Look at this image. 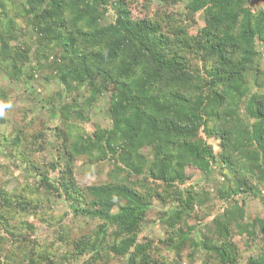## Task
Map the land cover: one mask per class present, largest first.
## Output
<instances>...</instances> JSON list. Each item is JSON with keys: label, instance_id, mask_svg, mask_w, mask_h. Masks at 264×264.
<instances>
[{"label": "trees", "instance_id": "16d2710c", "mask_svg": "<svg viewBox=\"0 0 264 264\" xmlns=\"http://www.w3.org/2000/svg\"><path fill=\"white\" fill-rule=\"evenodd\" d=\"M18 1L0 0V10L18 3L22 13L18 7L15 17L22 15L36 38L18 44L16 22L6 11L0 14L1 72L23 81L48 68L46 81H59L73 100L59 110L67 130L49 129L60 144L59 182L51 183L30 161V152L53 145L48 128L33 138L19 131L8 139L12 158L35 181L14 189L0 184V230L15 236L13 220L52 196L63 198L74 217L100 221L90 235L72 240V252L58 261L38 250L21 258L28 264H184L185 253L190 263L239 264L236 235L251 243L264 240V218L247 217L249 197L264 203V8L252 0H188L192 16L183 24L181 13L160 15L156 0ZM199 13L202 23L195 29ZM32 60L37 66L26 74ZM82 90L88 103L111 95L110 124L90 135H75L78 127L70 123L83 109ZM5 91L0 85V98L6 99ZM211 138L218 140L219 153ZM80 159L110 162L108 182L80 186ZM197 171L222 176L215 195L189 183ZM216 198L224 205L213 211ZM155 202L162 208L155 211ZM152 211L165 230L161 247L140 238ZM197 213L203 219L191 226ZM59 237L70 241L64 231ZM7 238L0 232L2 264H17V251L4 249ZM246 264H264V245Z\"/></svg>", "mask_w": 264, "mask_h": 264}, {"label": "rangeland", "instance_id": "374dc122", "mask_svg": "<svg viewBox=\"0 0 264 264\" xmlns=\"http://www.w3.org/2000/svg\"><path fill=\"white\" fill-rule=\"evenodd\" d=\"M156 1L157 11L160 15L166 16L168 13L177 18L178 13H181L178 17L179 22L184 24L185 21H190L192 15H187L186 9L188 0H183L176 4H165L160 0ZM18 3L8 2L6 10L1 9L0 14L4 16L3 14L6 11L8 13L6 15L13 18L16 22L15 24H17V27L15 30H18V34L21 35L18 44L23 41L29 43L36 38V35L33 33V29L26 24L22 15L21 18L15 17L17 8L21 7ZM252 3L256 8H264V0H252ZM129 5L133 8V11L137 12L140 9L134 1ZM20 10L22 13V7ZM193 18L192 25L196 29V22L200 21V24L202 23V15L199 13ZM16 43L17 42L14 44ZM36 66L37 62L32 60L31 64H27L25 67L26 74L30 72L32 67ZM262 68L264 70V57L262 59ZM31 72L35 75L33 80H29L25 77L23 81H10L8 76L0 70V85L6 89L5 93L7 96L6 99L0 98V184L6 185L9 189H14L20 183L26 181H28V184L35 181L34 177L29 173L30 169L18 159L12 158L11 156V143L8 139L19 131L33 138L37 135L38 131H43L47 134L48 128L47 138L52 141L53 145H48L46 148L36 153L30 152V161L38 166L42 172L47 174L51 183L62 180V173L57 165L60 144L53 136V132H50L49 129L59 125L61 128L67 130L63 121L60 119L61 115L59 110L65 103H71L73 99L66 97L68 94L59 81L55 79H51L49 82L46 81L45 78L51 76V72L48 68H38L36 71ZM60 94L62 97H60ZM88 95L89 93L87 91H81L78 102L83 106V109L80 115L74 114L72 119H70V123L78 127L77 130L74 131L75 135L80 133L90 135L93 134L99 126L107 127L110 124V115L108 112L110 93H103L94 103L87 102L85 97ZM8 104L11 105L8 106ZM53 112L56 113L55 117L52 116ZM208 142L216 153L220 152L217 139L211 138ZM37 144L39 143L37 142ZM33 150L36 151V149ZM110 168L111 163L108 161L91 165L85 163L84 159H80L75 169V180L82 187L104 184L109 180L108 171ZM218 169L217 167L216 171ZM221 178L222 176L220 174L210 175L202 171H197L189 183L198 187L196 189L207 190L211 196H213L217 188L221 187ZM247 202V217L249 220H253L257 217L264 218V203L262 201L249 197ZM223 205V202L216 198L211 205V209L214 211L215 208H223ZM161 208V205L155 202L153 209L156 211ZM197 215L198 216L195 218L193 217V219L189 221L191 226H197V222L203 219V214L197 213ZM148 220L147 225L140 233V238L145 239V236H147L155 240V243L160 244L159 247H161V242H163L166 237L161 219L152 211ZM99 223V220H92L86 217H74L70 212L68 203L63 198L52 196L48 200L44 199L42 204L36 206L26 215H20L16 220H13V226L17 227L15 236L8 235L3 229L0 230V232L8 236L4 249H13L17 251L19 255V259L16 261L17 264L26 259L21 257L31 255L33 250L50 252L52 255H56L54 256V261H58L62 259L63 256L65 257L68 253L72 252V240H77L83 235H90ZM62 231L68 235L70 241L61 240L59 236ZM16 239L19 240L18 243L14 242ZM1 241H4V239H1ZM235 242L238 244L242 254L239 264H246L247 258L251 254L260 251L264 245V240L261 238L255 243H251L240 235L235 236ZM0 248L3 249L1 243ZM162 248L168 260H174L176 258L173 252H167L168 248L166 246ZM5 260V253L0 251V264ZM188 260L189 259H187L184 253L182 256L184 264H201L198 259L193 263H190ZM81 261L82 259L77 260L76 263L79 264ZM29 262L30 259L28 258L23 264H28ZM62 264H67V262H62Z\"/></svg>", "mask_w": 264, "mask_h": 264}]
</instances>
